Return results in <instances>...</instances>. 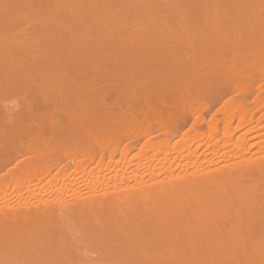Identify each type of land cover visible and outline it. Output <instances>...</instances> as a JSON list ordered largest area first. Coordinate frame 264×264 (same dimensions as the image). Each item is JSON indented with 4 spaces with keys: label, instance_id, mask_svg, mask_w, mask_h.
I'll return each mask as SVG.
<instances>
[{
    "label": "bare ground",
    "instance_id": "bare-ground-1",
    "mask_svg": "<svg viewBox=\"0 0 264 264\" xmlns=\"http://www.w3.org/2000/svg\"><path fill=\"white\" fill-rule=\"evenodd\" d=\"M55 1L0 0V264H264V0Z\"/></svg>",
    "mask_w": 264,
    "mask_h": 264
},
{
    "label": "rangeland",
    "instance_id": "rangeland-1",
    "mask_svg": "<svg viewBox=\"0 0 264 264\" xmlns=\"http://www.w3.org/2000/svg\"><path fill=\"white\" fill-rule=\"evenodd\" d=\"M138 1V0H137ZM141 3H143V2H147V0H139ZM160 1H163V0H159V3H161ZM168 2V0H165V1H163L161 4H164V3H166L167 4V2ZM57 3H58V1H55V0H51V3H49V5H57ZM130 4H132L131 2H128V4H121V5H119L118 7H117V11L118 12H120V10H126V9H130L129 8V6H130ZM175 4V3H174ZM173 4V5H174ZM165 5V4H164ZM172 4H170L169 5V3H168V5H165V7H161V10H163V9H165V8H170V7H175V6H173ZM28 7H31V6H23V9L26 11L27 9L26 8H28ZM75 10V9H74ZM76 11V10H75ZM93 11V10H92ZM166 11V10H165ZM156 14H158L157 12H155V14L154 15H156ZM43 15V14H42ZM153 17V16H152ZM63 18V17H62ZM109 18V19H108ZM76 19V18H75ZM73 20V21H76V20ZM107 21L108 20H110V19H112V15H110V16H108L107 18ZM37 21L38 20H36V19H30V18H27V19H24V20H22V21H20V25L21 26H23L24 28H27V27H30V26H32L33 24H36L37 23ZM77 23H82V21H77ZM86 23V25H97V24H99V23H101V21H99V20H94V19H92V20H89V21H86L85 22ZM130 25L131 26H137V25H143L142 24V20L140 19V18H138V19H136V20H134V21H132L131 23H130ZM134 36H138V34H134ZM26 37H28V36H26ZM132 40H133V38H132ZM76 52H78V51H76ZM7 101H10V99H6L5 100V102H7Z\"/></svg>",
    "mask_w": 264,
    "mask_h": 264
}]
</instances>
